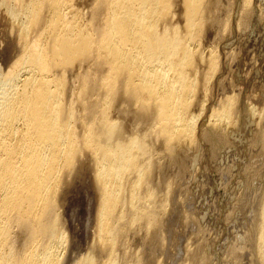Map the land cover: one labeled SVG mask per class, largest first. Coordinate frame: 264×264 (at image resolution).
I'll use <instances>...</instances> for the list:
<instances>
[{"label":"bare ground","instance_id":"6f19581e","mask_svg":"<svg viewBox=\"0 0 264 264\" xmlns=\"http://www.w3.org/2000/svg\"><path fill=\"white\" fill-rule=\"evenodd\" d=\"M71 1L4 0L13 28L19 25L16 47L21 54L0 82V264H144L143 250L133 248L137 244L145 247L149 236L161 233L172 194L171 182L165 181L166 188L161 185L165 188H161L165 190L161 196L152 184L157 171L163 170L159 158H165L164 153L159 157L155 145L161 142L166 156L174 160L176 149L192 146L196 136V121L190 114L191 99L198 87L195 78L199 73L195 74L194 62L203 55L195 53L191 44L203 37L204 26L209 25H205L204 19V6L208 3L184 0L186 9L182 8L187 13V23L183 24H187V31L183 34L181 31L186 29L172 26L174 20L168 19L170 4L176 0H97L91 9L95 14L87 12L91 16L87 24L81 22L84 15L79 19L81 13L79 16L76 13L81 11ZM44 10L49 12L47 17ZM39 26L41 31L32 39L31 30ZM14 31L8 36L9 45ZM213 53L210 54L212 69L217 66ZM92 57L103 70L97 74H102L94 76L85 70L87 74L79 75L80 87L74 91L73 73L80 72L73 69ZM66 67L74 71L70 73L74 83L71 78L70 84L65 81L69 74L66 77L62 73L54 74ZM22 74L25 77L20 82ZM122 98L132 104L128 106L134 109L135 117L128 106L121 104L127 109L121 106L124 114L141 117V123L147 119L143 116L152 114L154 118L148 120L154 122L148 124V129L139 128L142 131L139 132L133 126L136 130L129 133V126L125 128L120 119L122 115L119 112L116 118V114L112 115ZM235 104V98L231 97L216 108L217 121L232 124ZM84 178L92 181L88 184L92 185L96 201L83 209L85 232L81 231L87 234L94 221V240L82 256H77V250L71 252L69 246H66L69 253L63 255L57 244L68 245L73 241L69 242V231H65L67 224L63 221L67 215L62 220L60 206H66L75 185ZM260 218L262 231L259 230L261 237L257 241L261 262L264 261V212ZM70 221L66 223L72 226ZM85 234L77 236L83 238ZM132 243H136L133 248Z\"/></svg>","mask_w":264,"mask_h":264},{"label":"rangeland","instance_id":"374dc122","mask_svg":"<svg viewBox=\"0 0 264 264\" xmlns=\"http://www.w3.org/2000/svg\"><path fill=\"white\" fill-rule=\"evenodd\" d=\"M23 1L28 2L29 0ZM75 1L80 2L76 4L77 2H74V0L73 2L71 1L74 7L77 8L78 11H81L76 13L77 16L81 13L79 19L83 15L86 18L85 19L83 16L82 19L84 20L81 19V22H90L91 19L89 18L91 16L89 17L88 15L92 14L94 10L92 11L91 9L94 8L93 6H96L94 4H97L98 1L92 0L93 3L91 1L89 2V0H87L88 2L85 0ZM84 1L85 3H83ZM178 1H173L170 4L171 11L168 19L171 17L174 21L171 22V19L167 20L171 22L170 24L172 26L175 24L176 27H181L182 29L180 28V30L186 29L185 31H181L183 34H186L187 24H183L185 22L187 23V19L185 20V18H187L185 14L187 13L183 10L185 1L180 0V4ZM204 2L209 4H205L204 6L205 25L208 23L210 26H204V29H207H203L201 35L203 37H200V40L203 39L201 42L199 40V43L194 42L195 44L192 43L193 46L191 44V48L194 52L200 54V56L203 55L201 57L204 59V61L201 59L200 61L198 60V62L196 60L194 62L195 74L199 73L197 74L198 77H196V75L194 76L196 77L195 79L197 80L198 87L196 88V95L194 93L192 96L193 99H191L192 108L190 112L191 116H194L193 118L196 121V136L193 138L195 145L178 147L173 154L175 155L174 160L166 156L167 154L161 142L155 145L159 157L164 156L162 155L163 153L165 154V158H159V161L165 163V165L162 163L163 166L159 162V166L161 165L160 167L163 170L159 167L160 170H158L159 172L157 171V176L155 174L157 179L155 178L152 184L156 187L155 190L161 196L165 192V190L163 191L162 189H165L168 183L171 182L173 195L171 194L170 196L171 201H168V211L166 215L163 216L166 218L163 219L165 224L162 227L163 229H161V233L159 232L158 235L154 233L149 236V240L146 239V243H144L145 247L141 244V247H139V244L135 246L136 243H132L130 246L131 248L135 246V249L133 248L134 251L137 249L139 251L143 250L142 255L144 254V264H191V262L192 264H264V261L261 260V263L259 260V241H257V239L261 237L259 232L261 233L262 226L259 222H261L260 217H262V213L264 212V209H261L262 207L264 208V144L262 138L264 136V0H204ZM5 7L6 4H4V0H0V82L3 81L4 75L6 76L9 73L14 61H16L21 54V51L17 49L19 44V25L15 24L18 27L15 29L13 28L14 22L11 21V17H9L10 15L6 9L7 7ZM77 9L76 12H78ZM46 10H44L45 17L49 15V12H47L48 10ZM180 12L181 14L183 12L182 15L186 17L181 16ZM101 13L100 11V14ZM101 16L103 17L104 15L101 14ZM41 25L44 26V21ZM37 28L33 29L34 31L31 30L30 37L32 36V39L38 36V32L42 29V27L38 30ZM11 29L13 31H11ZM14 30H16V33L14 34L12 44L9 45L7 44V39L8 36L15 32ZM6 44L10 46V48H7L8 46ZM212 52H214V55L216 54L217 69H212L213 67L211 66L210 54H212ZM89 59L94 60L93 57ZM89 59H86V62L89 61L88 63L83 60L81 62L79 61L81 65L76 64L79 65V68L75 66L73 70L76 71L78 69V72H80L79 74L76 73L77 71L74 72L67 67V69L60 68L61 70H57L59 72L55 71L54 74L56 76H59L57 73H62V76L69 74L67 76L69 79L66 78L67 80H65L66 76L63 77L65 81H68L67 83L71 80L73 82V79L77 78L78 81L74 79L75 83L73 82L75 87L71 84L74 91H77L81 82V80L79 82L78 78L82 79V77H80L81 75L83 76L87 71V73L90 72L94 74V76H100L102 74H97L103 70L101 71V68H98L96 61L94 60L93 62ZM93 63L97 65V68L95 67L96 65L93 66ZM91 67L93 69H91ZM96 69L97 72L94 71ZM63 72L66 73L64 74ZM71 72H74L73 74L75 77L71 74L74 78L71 77ZM61 75L60 77L62 78ZM76 75L78 77H76ZM21 77L20 82L25 77V74H22ZM231 97H234L236 100L233 123L229 124L226 121H217L214 112L220 108L221 104ZM122 99L116 104V109H114L115 111L113 110L112 115L116 114V116H114L115 118L119 116L118 112L122 115H120V119L122 118V122L124 121L123 125L125 128L129 126L127 128L128 132H131V130L132 132L135 131L137 127L136 131L139 132H142L140 131L141 129H148L154 122L153 120H150L151 122L148 120L149 118H154L153 116V118L151 117L152 114L148 112L146 114L148 117L146 115L143 116V118L145 117L144 119L147 118V122L143 119V121L147 123H145V126V124H142L144 122L141 123V117L138 118L136 116V118H134L135 116L133 113H135V111H133L134 109H129L132 105L128 104L129 100H125L124 98L123 101H127L125 103V101H121ZM121 104H124L126 107L130 105L127 108L128 111H132L131 114L134 117L129 113L130 111L127 112V114L129 113L130 118L132 116L133 119H130L127 114L122 112V107L125 109L126 107ZM125 109L124 111L126 112L127 109ZM123 116H125L124 119ZM134 119H139L137 121L138 123H135ZM128 122L132 126H130ZM139 123L141 125H139ZM149 123L150 125H148ZM143 125L146 128H143ZM133 126L136 128L134 127V129ZM139 128L140 130H138ZM170 162L172 163L169 164ZM88 169L91 168L88 167ZM165 181L168 183H165ZM88 183L92 184V181L84 178L81 183L76 184L74 192L70 197V202L68 201L66 206H60L63 213L61 210L60 212L64 215V217L62 216V220L65 218V215H67V220H65H72V222H74L72 223L70 221L72 224L71 226L69 222L66 223V221L63 220L64 223L67 224V226L65 225V231H69L67 232L69 242L71 241L70 239H72V243L81 239V241L79 240L80 244L76 242V244L78 243L81 247L78 244L77 247L76 244L73 245L71 242L68 243V245H66L67 243L63 245L58 243L59 253L63 255L65 252L68 254L69 250H71V252L77 250L78 253L76 252V254H79L77 256H82L88 250L92 240H94L93 231L95 228L93 229V225L95 224L94 221H92L93 218L91 220L93 222V227L90 223L89 229H92L87 230L88 235L84 233L85 231L83 228L85 227L84 210L85 208L87 209L88 203L92 202V204H95L96 201L94 190L91 187L92 185ZM161 185L165 188L163 186L161 187ZM75 198H78V200H75ZM79 203L82 207L84 205V207H80ZM68 206H71V209ZM76 208H78L79 211H77ZM69 211L72 215L77 212L75 214L76 216L69 215ZM77 216L79 220H77ZM76 226L79 228H76ZM260 229L261 231H259ZM72 230L73 232H71ZM78 230L82 236L85 234L83 238L80 237V235H78L79 237L77 236V234H79ZM72 233L78 238H75L74 234L72 238ZM89 234H93L91 238ZM156 238L161 241H158ZM16 240H18L19 245H21V241L19 239ZM148 242L150 245H147ZM153 242L156 245H154ZM189 245H192L191 248ZM66 246H69V250H67ZM185 246L188 247L185 248ZM82 247L84 248L82 249ZM85 248L87 249L86 251ZM148 252L150 254H148ZM189 253L191 254L189 255ZM148 255H150L149 258ZM79 258L80 257H78L77 260ZM186 260L188 263H186Z\"/></svg>","mask_w":264,"mask_h":264}]
</instances>
